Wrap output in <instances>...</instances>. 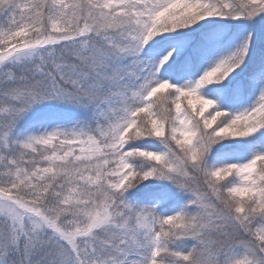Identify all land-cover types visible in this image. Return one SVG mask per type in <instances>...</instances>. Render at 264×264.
<instances>
[{
  "label": "snow or ice",
  "instance_id": "snow-or-ice-1",
  "mask_svg": "<svg viewBox=\"0 0 264 264\" xmlns=\"http://www.w3.org/2000/svg\"><path fill=\"white\" fill-rule=\"evenodd\" d=\"M0 264H264V0H0Z\"/></svg>",
  "mask_w": 264,
  "mask_h": 264
}]
</instances>
